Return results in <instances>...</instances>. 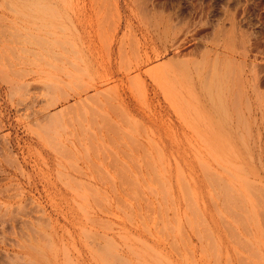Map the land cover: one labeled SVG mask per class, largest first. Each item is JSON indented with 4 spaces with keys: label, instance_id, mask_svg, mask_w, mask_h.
<instances>
[{
    "label": "rangeland",
    "instance_id": "obj_1",
    "mask_svg": "<svg viewBox=\"0 0 264 264\" xmlns=\"http://www.w3.org/2000/svg\"><path fill=\"white\" fill-rule=\"evenodd\" d=\"M0 264H264V0H0Z\"/></svg>",
    "mask_w": 264,
    "mask_h": 264
}]
</instances>
